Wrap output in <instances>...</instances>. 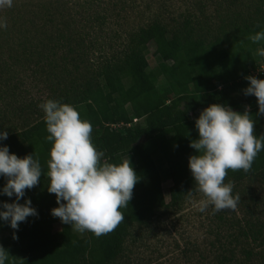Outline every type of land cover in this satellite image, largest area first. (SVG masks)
I'll use <instances>...</instances> for the list:
<instances>
[{"label": "trees", "instance_id": "obj_1", "mask_svg": "<svg viewBox=\"0 0 264 264\" xmlns=\"http://www.w3.org/2000/svg\"><path fill=\"white\" fill-rule=\"evenodd\" d=\"M97 3L98 0L85 1V8L80 7L85 18L71 19L61 32L58 30L63 24L57 21L50 3L41 17L42 35L35 29L33 35L27 36V32L17 28L8 30L4 41L49 42L54 55L53 43L69 42L65 54L84 63L86 54L97 44L96 34L121 14L118 4L111 0H101L102 7ZM227 18H222L211 34V28L198 26L199 15L182 16L174 26L155 17L128 33L124 50L103 60L87 80L63 89L59 101L74 106L80 118L91 123V140L96 149L105 154L109 163L119 164L129 158L138 176L131 200L120 209L124 219L112 232L99 237L89 231L77 232L50 215L57 205L54 194L46 190L51 144L45 139L48 133L43 118L17 134L8 133L0 146L6 145L10 154L18 158L33 154L40 162L42 176L40 183L26 189L25 197L19 201L23 204L24 199H29L37 216L26 218L18 231L0 222V239L10 243L5 264H123L120 260L131 231L148 227L161 212L178 206L196 187L187 161L195 154L189 143L198 139L194 121L204 108L223 104L242 113L247 106L255 121L254 134L264 135V116L258 114L255 97L242 92L247 87L245 77L264 79V57L256 52L258 47H264V42L257 45L248 39L264 31V0H257L244 16ZM73 22L81 30L71 35ZM85 28L90 32L87 35H95L87 47L85 33L81 34ZM149 45L158 60L155 70L146 57ZM97 53L100 56V50ZM62 59L67 60L63 56ZM140 104L142 109L135 110ZM188 125L194 137L188 134ZM162 171L170 183L168 200L162 190ZM263 174L261 150L248 172L228 170L224 182L239 183ZM5 182L0 176V188ZM14 199L0 195V203H12ZM249 230L254 239L262 236V228ZM242 235L248 238V230H243ZM229 255L231 260L233 253ZM222 259V264L229 263V258Z\"/></svg>", "mask_w": 264, "mask_h": 264}, {"label": "rangeland", "instance_id": "obj_2", "mask_svg": "<svg viewBox=\"0 0 264 264\" xmlns=\"http://www.w3.org/2000/svg\"><path fill=\"white\" fill-rule=\"evenodd\" d=\"M85 1L88 0H13L11 8H0V22L6 24L0 29V130L17 134L43 118L44 113L38 105L48 99L60 100L68 85L87 80L103 60L124 50L128 33L145 26L155 17L174 26L182 16L199 15L198 26L211 28L213 34L222 18L234 19L236 14L244 16L257 4V0H111L118 4L117 10L121 14L119 18L110 19L107 28L96 34L97 44L86 54L84 63L65 54L69 42L53 43L54 55L49 42L4 41L5 33L17 28L27 32V36L33 35L35 29L42 35L41 17L44 7L50 3L58 16L57 21L63 24L58 30L61 32L71 19L85 18L80 8H85ZM98 5L101 6V0ZM199 11H202L201 15ZM79 30L77 22L69 28L71 35ZM87 30L81 32L85 33V47L95 36L87 35L90 33ZM71 47L75 48L73 44ZM152 52L149 45L146 57L155 70L158 60ZM62 56L67 60L64 61ZM247 58L250 59L249 54ZM142 107L140 104L135 110ZM135 122L133 119L132 123ZM186 130L194 137L191 125ZM161 177L163 194L168 200L170 183L165 179L164 171ZM232 185V194L240 197L234 210L214 212L209 207L201 212L199 208L204 197L195 187L190 196L184 197L178 206L161 212L148 227L131 231L121 263L222 264V258L227 257L228 264H264V174L239 183L232 182ZM259 228H262V236L254 239L249 229ZM243 230H248V238L242 235ZM0 247L7 251L10 243L2 238ZM230 252L233 253L231 260Z\"/></svg>", "mask_w": 264, "mask_h": 264}, {"label": "clouds", "instance_id": "obj_3", "mask_svg": "<svg viewBox=\"0 0 264 264\" xmlns=\"http://www.w3.org/2000/svg\"><path fill=\"white\" fill-rule=\"evenodd\" d=\"M12 6L13 0H0V8ZM5 27L0 22V29ZM248 39L261 44L264 31ZM256 52L264 57V47H258ZM245 79L243 95L255 97L258 114L264 116V79ZM38 107L44 113L48 133L45 139L51 144L46 190L54 194L57 207L50 210V215L77 232L89 231L96 237L112 232L123 221L120 209L127 207L138 182L129 158L119 164L109 163L92 143L91 123L81 119L74 106L48 99ZM194 125L198 139L189 143L195 154L188 158L187 166L204 197L199 210H234L240 197L232 194V183H225L224 179L228 170L251 169L258 153L264 150V135L254 134L255 121L247 106L240 113L223 104H211L199 113ZM7 138L8 132L0 130V142ZM0 176L6 180L0 195L15 197L12 203H0V222L18 231L26 218L37 216L29 199H24L23 204L19 201L25 197L26 189L40 183L41 165L33 154L18 158L10 154L6 145L0 146ZM187 194L190 196L191 192ZM8 256L0 247V264H5Z\"/></svg>", "mask_w": 264, "mask_h": 264}]
</instances>
